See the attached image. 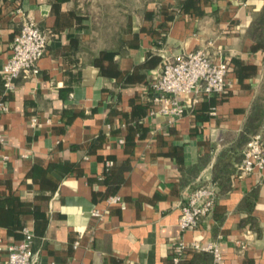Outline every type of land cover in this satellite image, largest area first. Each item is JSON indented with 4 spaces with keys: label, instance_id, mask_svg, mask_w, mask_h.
I'll return each instance as SVG.
<instances>
[{
    "label": "crops",
    "instance_id": "0c3cea01",
    "mask_svg": "<svg viewBox=\"0 0 264 264\" xmlns=\"http://www.w3.org/2000/svg\"><path fill=\"white\" fill-rule=\"evenodd\" d=\"M263 5L150 0L131 13L129 26L104 32L92 5L78 0H0V100L7 107L0 110V264L23 229L39 264H172L175 238L215 243L220 264H264V168L231 173L224 187L212 181L213 164L241 130L263 79L264 50L248 35ZM22 12L49 39L38 74L5 90L2 68ZM199 48L227 64L225 89L181 96L193 102L169 121L150 84L164 56ZM103 49L113 54L101 58ZM210 183L218 195L213 210L181 231L187 196ZM115 195L121 203L108 202ZM246 238L240 250L235 241Z\"/></svg>",
    "mask_w": 264,
    "mask_h": 264
},
{
    "label": "built area",
    "instance_id": "2783aa9c",
    "mask_svg": "<svg viewBox=\"0 0 264 264\" xmlns=\"http://www.w3.org/2000/svg\"><path fill=\"white\" fill-rule=\"evenodd\" d=\"M21 17L19 32L12 41V52L2 68L5 90L15 88L16 79L20 76L30 78L38 74V60L43 56L49 39V34L40 29L31 16L22 12ZM227 69L225 62H213L209 53L202 48L164 56L161 69L150 84L154 100L159 103L158 113L171 121L184 115L185 103L193 102V99L188 97L183 104L179 99L181 96L197 92L207 95L221 94L226 86ZM6 109L5 103L0 100V110ZM3 141L4 138L0 134V143ZM111 164V161L106 162V166ZM262 168H264V140L259 133H256L250 137L242 150L238 172L246 175ZM217 196L214 183L193 189L180 208L179 229L185 231L195 228L199 218L213 210ZM108 202L121 203V199L115 195L110 197ZM91 214L101 217L102 212L94 209ZM246 235L250 237L251 231L247 230ZM247 239H237L236 246L240 250H245ZM31 245L32 234L27 229H23V238L18 243L7 246V260L4 264H39ZM173 246L176 256L172 264H178L188 250L210 252L213 257L211 264L221 263L222 255L215 243L202 244L199 239L185 242L175 238Z\"/></svg>",
    "mask_w": 264,
    "mask_h": 264
},
{
    "label": "trees",
    "instance_id": "16d2710c",
    "mask_svg": "<svg viewBox=\"0 0 264 264\" xmlns=\"http://www.w3.org/2000/svg\"><path fill=\"white\" fill-rule=\"evenodd\" d=\"M78 1H81L85 7L92 5V10H95L98 26H101L102 30L106 32V26H129L128 21L131 13L139 6L142 8L150 0H137L138 6L135 8L124 3V1L115 2L114 6L116 5V9H118L115 14L114 12H110L104 5L100 4L98 0ZM121 32V30L118 33L115 31L113 32V36L116 37V35L121 34ZM248 35L255 42L256 48L264 50V5L254 14L248 28ZM118 43L119 45L114 46V49L120 51L121 43L119 42V38ZM106 54H113V50L103 49L101 51V58ZM261 91L264 93V82L260 85V93L257 92L251 102L245 121L238 135L233 138L229 145L220 151L213 164L212 181L218 183L221 187H224V181H226L228 175L238 172V164L242 159V153L240 151L244 148L250 137L253 134L259 133L264 140V95ZM250 196H252V193L247 195L245 200L248 201ZM246 222L249 223L253 231H257L252 216H248ZM212 259L213 257L210 252L196 251L190 259L187 260L186 264H211Z\"/></svg>",
    "mask_w": 264,
    "mask_h": 264
},
{
    "label": "rangeland",
    "instance_id": "374dc122",
    "mask_svg": "<svg viewBox=\"0 0 264 264\" xmlns=\"http://www.w3.org/2000/svg\"><path fill=\"white\" fill-rule=\"evenodd\" d=\"M120 1H124V3H127L129 6H132L133 8L138 6L137 0H98V2L100 4L104 5V7L109 9L110 12H112V13L114 12V14L118 11V9H116V5L114 6V3L115 2L118 3ZM263 82H264V75H263V79H262L261 83H263ZM261 83H260V85H261ZM259 90H260V86H259V88L257 90L258 93H260ZM263 95H264V93H263Z\"/></svg>",
    "mask_w": 264,
    "mask_h": 264
}]
</instances>
